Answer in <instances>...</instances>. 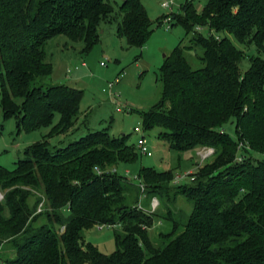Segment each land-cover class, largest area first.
Wrapping results in <instances>:
<instances>
[{
	"label": "trees",
	"instance_id": "16d2710c",
	"mask_svg": "<svg viewBox=\"0 0 264 264\" xmlns=\"http://www.w3.org/2000/svg\"><path fill=\"white\" fill-rule=\"evenodd\" d=\"M118 19L131 47L154 32L143 0L118 10L109 0H0L4 116L27 131L51 127L50 137L65 136L55 147L46 140L26 149L13 170L0 165V264H264V160L251 156L264 155V0H210L200 13L188 0L172 16L194 37L166 56L162 98L142 114L145 129L160 128L179 154L207 144L215 157L186 184L143 167L145 190L109 170L143 156L138 146L107 130L78 134L84 91L49 82L52 39L82 43L88 54L103 25ZM154 197L166 214L149 211ZM179 197L191 203L189 213L174 210ZM155 219L168 226L158 241L149 235ZM97 225L115 227L113 254L85 243ZM5 246L13 256L3 260Z\"/></svg>",
	"mask_w": 264,
	"mask_h": 264
},
{
	"label": "rangeland",
	"instance_id": "374dc122",
	"mask_svg": "<svg viewBox=\"0 0 264 264\" xmlns=\"http://www.w3.org/2000/svg\"><path fill=\"white\" fill-rule=\"evenodd\" d=\"M109 1L118 10L125 0ZM187 1L143 0L154 23V32L143 47L129 46L127 40L118 34L119 19L103 25L100 41L88 54L82 52V43H73L64 36L52 39L47 47L48 62L54 66L49 82L84 91L76 126L79 129L78 134L107 130L112 137L129 136V144L136 146L143 134L146 137L152 157L139 155L134 162H124L109 168L110 171L126 176L136 183L141 181L139 175L143 167H152L161 172L171 171L174 178L182 184L190 183L189 174L193 173L192 176H195L199 167L212 163L215 157L213 154L202 162L203 150H215L207 144L183 154L171 150L169 144L160 136L161 129H145L142 119V114L162 98L163 83L160 73L166 56L171 55L180 44L183 47L189 46L194 37L193 32L188 34L184 26L173 25L172 21V16L181 13L182 5ZM190 1L198 12L210 2ZM166 2L171 4L164 8L162 4ZM199 30L204 35L209 33L205 27ZM238 46L248 56L257 54L253 46ZM249 66V59L246 58L242 64V72L247 71ZM16 102L21 104L22 99L19 98ZM58 120L56 118L55 122ZM51 130V127H41L27 131L16 117L5 118L0 81V165L13 170L15 164L25 158V150L31 146L47 140L52 148L64 141L63 135L50 137ZM227 131L233 135L235 126L228 125ZM251 156L264 160L263 154L252 152ZM139 184L143 190L147 188L142 181ZM5 194L6 192L0 190V202L4 200ZM154 199L158 201L155 212L161 210V214H166L161 201L156 197L152 198L149 211L153 213ZM191 209V203L187 202L185 197H179L174 206L176 211L184 210L189 213ZM44 222L41 220L37 225ZM167 227V223L162 219H155V224L149 232L151 239L158 241L159 234L165 232ZM114 233L115 227L97 225L86 232L85 243L93 244L102 253L111 255L117 248ZM11 256L12 251L5 246L2 249L3 260Z\"/></svg>",
	"mask_w": 264,
	"mask_h": 264
},
{
	"label": "built area",
	"instance_id": "2783aa9c",
	"mask_svg": "<svg viewBox=\"0 0 264 264\" xmlns=\"http://www.w3.org/2000/svg\"><path fill=\"white\" fill-rule=\"evenodd\" d=\"M170 4H171L170 2H166V3H163L162 6L164 8H167V7L170 6ZM138 149H139L140 153L143 156H147V157H152L153 156L152 152L150 151V148H149V145H148V141H147L146 137L144 136V134L142 135V139L140 140V142L138 144ZM214 153H215V150L214 151L213 150H210V149L207 150V151L206 150H203L202 151V154H201V156H202V158H201L202 162H204L208 157H210ZM192 175H193V173H190L189 174V177L191 178ZM179 178H181V177H179ZM191 179L193 180V178H191ZM175 183L176 184H180L181 182L178 181L177 179H175ZM153 201L154 202H153V205L152 206H153L154 209H152V210H153V212H155L158 201H157V199H154Z\"/></svg>",
	"mask_w": 264,
	"mask_h": 264
},
{
	"label": "crops",
	"instance_id": "0c3cea01",
	"mask_svg": "<svg viewBox=\"0 0 264 264\" xmlns=\"http://www.w3.org/2000/svg\"><path fill=\"white\" fill-rule=\"evenodd\" d=\"M202 11H203V10H200L199 13L202 12Z\"/></svg>",
	"mask_w": 264,
	"mask_h": 264
}]
</instances>
